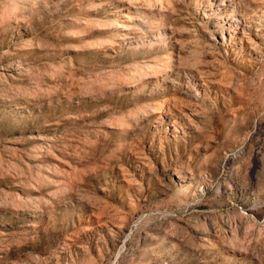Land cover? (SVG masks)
<instances>
[{
  "label": "rangeland",
  "instance_id": "obj_1",
  "mask_svg": "<svg viewBox=\"0 0 264 264\" xmlns=\"http://www.w3.org/2000/svg\"><path fill=\"white\" fill-rule=\"evenodd\" d=\"M0 264H264V0H0Z\"/></svg>",
  "mask_w": 264,
  "mask_h": 264
}]
</instances>
